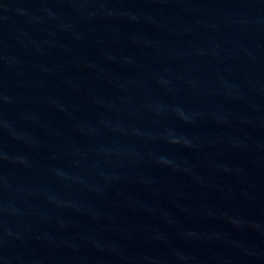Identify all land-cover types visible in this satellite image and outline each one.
Here are the masks:
<instances>
[{
    "label": "water",
    "instance_id": "obj_1",
    "mask_svg": "<svg viewBox=\"0 0 264 264\" xmlns=\"http://www.w3.org/2000/svg\"><path fill=\"white\" fill-rule=\"evenodd\" d=\"M0 264H264V0H0Z\"/></svg>",
    "mask_w": 264,
    "mask_h": 264
}]
</instances>
